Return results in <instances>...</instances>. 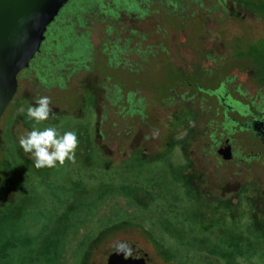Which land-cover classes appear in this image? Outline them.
Masks as SVG:
<instances>
[{"label": "rangeland", "instance_id": "1", "mask_svg": "<svg viewBox=\"0 0 264 264\" xmlns=\"http://www.w3.org/2000/svg\"><path fill=\"white\" fill-rule=\"evenodd\" d=\"M259 3L66 1L0 114V264H105L125 241L153 264H264V168L210 146L214 92L264 105ZM40 96L54 117L36 124ZM34 126L76 131L75 163L36 168L19 145Z\"/></svg>", "mask_w": 264, "mask_h": 264}, {"label": "water", "instance_id": "2", "mask_svg": "<svg viewBox=\"0 0 264 264\" xmlns=\"http://www.w3.org/2000/svg\"><path fill=\"white\" fill-rule=\"evenodd\" d=\"M67 0H0V114L16 89V74L26 67L44 39L46 26ZM222 158L229 146L218 149ZM131 255L117 247L108 253L105 264H153L130 242Z\"/></svg>", "mask_w": 264, "mask_h": 264}, {"label": "flooded vegetation", "instance_id": "3", "mask_svg": "<svg viewBox=\"0 0 264 264\" xmlns=\"http://www.w3.org/2000/svg\"><path fill=\"white\" fill-rule=\"evenodd\" d=\"M94 1L100 2L101 0H94ZM104 7L108 8L110 11L116 12L115 8L109 7L108 5H104ZM215 89L216 88H214L211 91V93ZM219 91L214 92L213 95L216 98V102L219 105H221L223 108L222 116H223V119L225 120L224 122L227 123V126L224 129V133H225L224 136H222L223 133L221 132H219V136L217 138L213 139L211 138L212 136H210L211 138L210 146L212 145L214 147L212 152L213 154H215L216 161L220 162L223 160L233 159V164L237 167V170H238V168L239 169L242 168L238 166V164H240L241 161L243 162L244 165H246L247 167H250V163L252 159H257L256 165H258L259 168L260 167L264 168V105L256 109V112H252L251 111L252 108L249 107L250 104L243 103L239 99L232 97L230 94H228L224 90V86H223L222 91L220 92ZM229 99H232L235 102H239L240 104H243V108L239 109L236 106H232ZM226 110L234 112L237 117L238 116L240 117V120H238L237 117H227L225 114ZM239 127H241V129L243 130V132H245V134H249L250 136L249 137L250 139L248 142L250 144L249 146L255 147L254 151L250 150L251 153L249 152L244 153L241 151L242 147H240L239 144L244 143L246 145V142H241L240 140H238L237 144L234 143L235 138H233L232 134L236 133V131H238L237 128ZM225 145L229 146L230 155L228 158H222L220 154L218 153V149ZM228 177L231 178L233 176L232 174H230ZM228 182H231V181H228ZM258 189L264 190V187L258 184ZM118 245H116L112 250H114Z\"/></svg>", "mask_w": 264, "mask_h": 264}, {"label": "clouds", "instance_id": "4", "mask_svg": "<svg viewBox=\"0 0 264 264\" xmlns=\"http://www.w3.org/2000/svg\"><path fill=\"white\" fill-rule=\"evenodd\" d=\"M27 116L36 124L54 117L49 96H40L34 106H29ZM19 145L25 153H30L34 159L36 168L55 167L57 163L64 165L65 161L75 163V151L79 145L76 131H65L61 134L54 126L45 127L43 130L35 126L19 137ZM118 251L126 250V256L131 255V248L127 244L120 243Z\"/></svg>", "mask_w": 264, "mask_h": 264}, {"label": "trees", "instance_id": "5", "mask_svg": "<svg viewBox=\"0 0 264 264\" xmlns=\"http://www.w3.org/2000/svg\"><path fill=\"white\" fill-rule=\"evenodd\" d=\"M252 8H254L255 10L260 11V13L262 14V16L264 17V3H259L257 5H253L251 4Z\"/></svg>", "mask_w": 264, "mask_h": 264}]
</instances>
